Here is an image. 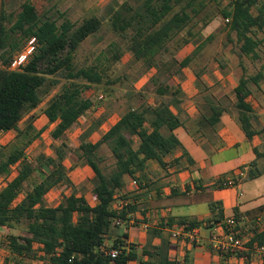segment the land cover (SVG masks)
<instances>
[{
    "label": "trees",
    "instance_id": "trees-1",
    "mask_svg": "<svg viewBox=\"0 0 264 264\" xmlns=\"http://www.w3.org/2000/svg\"><path fill=\"white\" fill-rule=\"evenodd\" d=\"M139 1L135 9L128 2L123 3L110 19L112 29L127 40L128 50L137 60L153 58L167 39L185 28L198 14L196 0ZM221 15L224 21L228 20L227 38L230 33L235 34L238 54L257 59L262 43L257 33L264 29V0H228ZM60 17L50 16L47 11L40 13L31 1H24L16 12L8 15L0 11V134L14 131L17 137L23 135L18 124L27 112L40 105L41 89L48 77L62 74L67 80H83L88 84L103 81V73L96 64L80 68L74 65L80 45L100 30V19L90 16L78 24L69 19L58 23ZM30 38L36 41L33 54L20 70H8L12 57ZM190 61V57L183 59L180 68ZM261 77L259 73L252 77L241 76L234 89L238 120L247 138L252 136V108L247 101L251 96L249 86L257 85ZM153 82L159 101L128 108L96 143L88 142L86 137L102 121L96 122L79 141L77 151L81 152L80 156L93 174L90 194L95 198L94 204L78 191L64 193L71 184L60 164L64 160L60 150L55 152L57 160L43 156L37 159L45 176L39 181L32 179L35 168L24 155V148L15 147L7 155L0 153V177L4 179L0 189V228L13 230L22 224L26 226L25 235L7 237L8 250L16 264H24L22 259L44 260L46 264H182L169 258L168 239L160 236V244L146 245L138 252L137 246L126 244L127 234L117 231L132 219L131 215L138 208L131 194L119 195L125 189V178L138 183L136 175L144 170L147 161L155 160L164 166L163 158L180 147L174 131L181 122L171 110L172 101L163 98L168 85ZM86 88L68 83L48 101L43 112L49 124H55L51 132L53 140L61 139L91 108L89 100L79 97ZM219 114L213 110L212 120L217 122ZM102 145L110 150L114 159L108 171L100 167L97 158ZM258 175L250 172L249 177ZM54 187L62 190L61 201L56 207H48L44 197ZM116 201H120L117 207L114 206ZM216 206L211 204L210 210H216ZM231 219L237 223L236 211ZM222 221L220 209L205 224L212 228L222 226ZM174 223L184 226L185 230L200 225L187 218H179L176 222L168 220L163 225L171 227ZM109 240L112 242L107 245ZM256 246H264V229H254L252 238L245 243V248ZM113 250L117 251L115 257H111Z\"/></svg>",
    "mask_w": 264,
    "mask_h": 264
},
{
    "label": "crops",
    "instance_id": "crops-1",
    "mask_svg": "<svg viewBox=\"0 0 264 264\" xmlns=\"http://www.w3.org/2000/svg\"><path fill=\"white\" fill-rule=\"evenodd\" d=\"M238 52L236 58L231 59L234 66L228 73L185 74L183 97L171 104V110L181 122L174 131L180 147L163 158L164 166L149 160L144 170L137 173L139 185L131 193L137 212L131 215L127 224L117 229L127 234L126 244L137 246L138 252L146 245L160 244L163 237L170 242L169 258L182 264H264V246L246 247L236 255L216 253L210 241L213 228L205 224L221 209L222 222L237 212L236 228L246 243L252 238L254 229H264V68L261 65L253 75H262L258 84L249 86L251 96L247 101L252 108V136L247 138L238 120L234 89L245 75L244 61L253 64L259 56L252 59ZM188 68L189 64L181 71ZM213 110L220 113L217 122L211 118ZM120 117L101 124V136ZM106 125L108 127L104 129ZM250 172L259 175L250 178ZM229 181L232 184L227 185ZM127 182L128 177L125 178V189L119 195L129 194ZM56 190L60 199L53 207L61 201L62 190ZM78 193L88 198V194ZM116 203L114 206L117 207L119 203ZM213 203L217 204V209L211 211ZM179 218L195 220L200 225L190 230L176 223L171 227L163 225ZM176 228L193 232L189 237L183 233L177 240H172L171 231ZM10 230L2 227L0 236H9Z\"/></svg>",
    "mask_w": 264,
    "mask_h": 264
},
{
    "label": "rangeland",
    "instance_id": "rangeland-1",
    "mask_svg": "<svg viewBox=\"0 0 264 264\" xmlns=\"http://www.w3.org/2000/svg\"><path fill=\"white\" fill-rule=\"evenodd\" d=\"M24 1H31L38 7L40 13L47 11L48 15L53 17L64 15L58 19V23L63 19H69L74 24H78L90 16L100 19L102 23L100 30L80 45L74 57V65L80 68L96 64L103 73V81L100 84H88L83 80H67L62 74L48 77L41 89L40 105L35 110L27 112L18 124L19 129H23V135L17 137L14 131L0 134V153L7 155L15 147L24 148V155L35 168L32 179L39 181L45 176L38 166L37 159L40 156L55 158V152L60 150L64 160L58 162L71 184L65 190L84 192L88 194L90 202H95L94 197L90 195L93 174L77 148L80 139H83L96 122L102 121L103 125L107 119L115 120L128 108L159 101L153 81L168 85L164 96L167 101L179 100L183 97L186 87L183 83L185 74L194 73L199 76L200 73L212 74L215 71L228 73L234 66L231 64V59L237 56L235 34L230 33L227 38L229 29L221 15L228 0H196L195 8L198 9V14L193 17L192 22L167 39L159 52L146 61L135 59L128 50L127 40L114 32L110 22L112 13L123 3L128 2L135 9L139 6V0H3L0 1V11L3 10L6 15L12 11L16 12ZM257 37L262 40L257 50L259 59L253 64L244 61L246 69L243 70L246 77L253 76L261 65L264 68V29L257 33ZM199 47L200 50H197ZM186 57L191 58L189 68L181 71L180 62ZM178 82L183 83V86ZM68 83L88 87L82 90L79 97L89 100L91 108L85 112L78 124L73 125L61 139L55 141L51 137L55 124H49L43 110L51 97ZM262 83L264 87V82ZM250 86L254 85L250 84ZM99 95H102L103 99H99ZM28 125L31 126L30 129ZM100 126L86 137L88 142L95 143L99 139L102 133L99 131ZM107 127L108 125L104 129ZM136 145L137 143L134 147ZM97 158L100 159V167L107 171L114 165L112 154L105 145L98 149ZM131 180L128 178L127 182L129 194L133 190ZM59 199L60 195L56 187L44 197L48 207L55 206ZM118 203L120 204L119 201L116 204ZM9 233V236L25 235L26 226L22 224L16 229H11ZM7 237L0 236V264H16L13 260L14 256L9 253ZM5 258H7L6 263ZM42 262L44 260L22 259L24 264Z\"/></svg>",
    "mask_w": 264,
    "mask_h": 264
},
{
    "label": "built area",
    "instance_id": "built-area-1",
    "mask_svg": "<svg viewBox=\"0 0 264 264\" xmlns=\"http://www.w3.org/2000/svg\"><path fill=\"white\" fill-rule=\"evenodd\" d=\"M225 22H228L226 19ZM35 38H30L25 47L18 53H16L10 63L8 70L10 71H18L20 70L27 62L29 57L33 54L35 50ZM99 99H103L102 95H99ZM4 179L0 177V189L3 186ZM232 184V182H228L227 185ZM131 185L134 189L138 188V183L136 180H131ZM123 205H126V203H123ZM2 228V227H1ZM0 228V229H1ZM144 228L146 229V226L144 225ZM213 231L211 234V243L214 248V250L220 251L221 253L230 254V255H236L240 251H243L245 249V243L246 241L244 238L240 235V233L237 231L236 224L233 219H226L222 223V226H213ZM192 231L184 232L181 230V228H176L171 231L170 238L172 240H177L178 237L181 234H185V236H190L192 234ZM117 255V251L113 250L111 251V257H115ZM41 264H46L42 262Z\"/></svg>",
    "mask_w": 264,
    "mask_h": 264
}]
</instances>
